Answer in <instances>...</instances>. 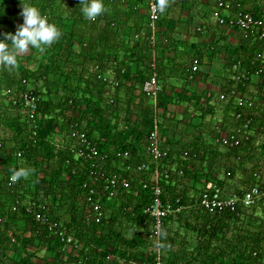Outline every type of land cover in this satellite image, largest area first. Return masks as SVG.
<instances>
[{
  "label": "trees",
  "instance_id": "1",
  "mask_svg": "<svg viewBox=\"0 0 264 264\" xmlns=\"http://www.w3.org/2000/svg\"><path fill=\"white\" fill-rule=\"evenodd\" d=\"M58 1L33 0L62 29L61 39L42 51L33 49L21 55L19 67L12 71L0 67V264L33 263L40 247L63 250L61 239H52L48 227L36 222L27 207L18 203L26 198L36 203V208L45 204L47 208L39 211L51 209L53 220L62 221L72 231L80 243L79 249L73 246L69 255L74 264L81 258L84 264H126L128 257L136 260L138 254L149 252L154 244L149 238L154 219L145 213L153 202V191L144 188L140 179H149L151 173L134 174L133 190L121 189L112 199L102 193L103 186L99 184L101 193L96 201L102 204L103 218L100 223L91 222L95 217L88 215L83 201L91 162L76 153L87 150L85 142L93 141L101 155L109 156L107 167L117 150H130L135 163L146 161L150 170L155 167L150 164L149 132L141 134L137 124L134 126L128 116L123 117L124 108L119 105L116 93L130 78L132 85L142 88L152 74L149 0H105L107 12L95 21L84 17L80 1L68 0L67 11L61 9ZM239 1L232 0L235 8L245 10ZM144 7L147 16L143 21L140 9ZM20 12L21 0H0V37L15 32L23 21ZM158 61L159 78L166 79L167 75L161 76ZM111 77L120 81L119 86L111 85L108 79ZM14 87L24 91L34 88L39 97L35 124L31 125L28 116L6 100L5 90ZM253 110L236 107L234 119L239 112L251 116L253 131L241 146L228 148L233 159L223 163L228 179H236L238 172L245 170L249 180L246 187L236 190L240 195L251 185H264V141L256 142V137L264 134V124L258 122ZM121 118L126 124H122ZM147 123L151 129L152 121ZM131 126L133 133L147 139L145 156H138L134 146L125 141ZM162 128L161 125L162 147L170 151L160 163L162 170L170 171L168 176L163 174L160 182L162 201L173 209L181 208L164 219L160 243L155 241L164 253L165 264H264V199L236 212L209 213L201 206V195L209 188L208 179L212 175L214 184L223 183L216 171L203 168L201 172L197 168L198 163L200 167L206 163L200 147L180 149V155L165 147L167 136ZM82 133L88 141L80 137ZM248 163H252L251 170ZM20 166H31L35 175L10 183L6 176L11 175L12 168ZM125 167L120 162L114 171L129 175ZM188 181H193V187L185 186ZM122 218L134 225L132 238L125 236ZM21 221L25 224L23 228L19 226ZM173 223L185 228V234L173 230ZM17 229L39 238L33 245L34 252ZM189 234L197 240L196 245L188 239ZM11 252L20 256V260L12 257ZM156 256L157 249L153 261Z\"/></svg>",
  "mask_w": 264,
  "mask_h": 264
},
{
  "label": "crops",
  "instance_id": "2",
  "mask_svg": "<svg viewBox=\"0 0 264 264\" xmlns=\"http://www.w3.org/2000/svg\"><path fill=\"white\" fill-rule=\"evenodd\" d=\"M66 2L68 0L58 1L61 9L65 11L68 10ZM239 2L246 11L264 17V0H240ZM215 8L216 0H168L166 13L160 20L157 45L162 69L161 76L167 75L166 79L161 80L163 97L160 119L163 126L162 132L167 136L164 138L165 147L178 153L175 155L181 154L180 149L187 151L196 146L200 147L198 149L201 155L205 156L206 163L200 167V163L197 162V168L199 167L201 172L203 168L206 171H216L215 175L228 192H237L236 190L247 186L245 183L249 179L244 175L245 170L239 171L236 179H228L226 176L227 169L223 163H230L233 158L229 156V149L222 146L219 141L218 129V126L223 123L230 128L235 127L237 121L233 115L237 106H235V98L226 102L221 100V95L235 85L231 70L233 64L242 61L244 67L252 70L250 62L256 52H264V39L249 41L242 37L238 28L219 24L213 17ZM196 55L201 58V67L191 79L188 68L191 66L192 57ZM131 79L116 91L117 99L120 106L130 110L128 112L130 122L135 123L134 126L137 124L141 134L144 131L147 134L150 131L147 121H151L152 117L148 115L151 110V101L144 95L142 88L132 85ZM239 87L245 96L256 100L253 111L259 118L258 122L264 124V74L253 75L245 86ZM138 89L143 93L144 105L138 102ZM144 112L148 119L140 120ZM125 136V141L134 146L138 156L146 155L147 139L144 140L136 132L133 133L132 126ZM263 141L262 133L256 137V142L259 144ZM251 167L252 163H248V169L251 170ZM208 181V186L214 184L212 175ZM193 185V181H188L185 186L190 188ZM134 192L136 194L137 189ZM122 221L124 229H127L129 233V237L127 234L126 237L132 238L135 231L134 225L128 224L125 218H122ZM13 240L15 241V238ZM153 250L155 251L146 252L144 255L138 254L136 260L128 257L126 264H138L144 259L153 261L152 256L154 257L156 249ZM70 254L71 251L58 252L52 251V248L43 249L42 253L33 258V263L70 264L72 262ZM133 254L136 255V253ZM11 255L20 260V256L15 253L11 252ZM33 263L25 261L23 264Z\"/></svg>",
  "mask_w": 264,
  "mask_h": 264
},
{
  "label": "built area",
  "instance_id": "3",
  "mask_svg": "<svg viewBox=\"0 0 264 264\" xmlns=\"http://www.w3.org/2000/svg\"><path fill=\"white\" fill-rule=\"evenodd\" d=\"M166 10L161 12L158 9V0H149V21L148 28L150 32V44L152 47V74L145 80L142 90L151 101V129L148 134V151L151 156L150 164L154 165V169L150 170V165L146 161L135 163L133 161V154L130 150H117L115 152L112 163L106 166L109 156L107 154L101 155L96 144L92 141L89 142L86 139L85 133H82L80 137L85 142L87 150L81 149L76 153L77 157L87 158L91 162L90 179L85 184L86 194L83 198L86 205V212L90 217H95L91 220L100 223L103 218L102 204L96 201V197L101 193L100 185L102 187V193L108 196L109 199L115 198L121 189L133 190L132 179L136 173L143 175V173H151L150 178L145 180L141 177V184L144 188H150L153 191V202L145 209V213L152 216L154 219V234L156 240L160 243L161 236L164 230V219L174 213L180 211L179 209H173L171 204L165 205L162 201V186L160 185L163 174L170 175L169 170H162L160 163L164 158H167L170 151L163 149L162 135H161V99L162 84L159 78L158 69V53L157 45L159 42L160 32V20L165 15ZM213 17L221 25H229L236 27L240 30L242 37L246 40H262L264 39V17H257L252 12L235 8L232 0H216V8L213 11ZM252 70H248L244 67L242 61H237L233 64L232 78L235 85L221 95L222 101H228L235 98L236 105L241 110H252L256 107V100L251 97H247L239 90L240 85H246L253 75L262 76L264 74V52H256L255 57L250 62ZM201 67V58L199 56H193L191 60V66L188 68L189 77L191 79L199 72ZM107 79V78H105ZM112 86H119L120 81L114 77L108 78ZM24 82H26L24 80ZM5 97L8 102L18 106L23 114L27 115L30 124H35V119L38 115L39 109V97L35 94L34 88L27 90H21L18 87L9 88L5 90ZM236 120L238 124L230 128L227 125L220 124L219 140L224 147L237 148L245 141H248L252 135V117L245 116L242 112L236 113ZM34 119V120H33ZM35 134V132H34ZM75 149V148H74ZM73 149V150H74ZM188 152H185V156ZM21 157V152H19ZM124 164L129 172V175H122L115 170L118 163ZM182 172V171H181ZM6 179L10 182V175L6 176ZM136 179V178H135ZM11 183V182H10ZM264 199V185L256 183L251 185L249 189L242 193L228 192L224 184H212L201 195V206L205 208L211 214L223 213L225 211L236 212L238 208H251L258 202ZM18 203L27 207L29 213H32L34 219L39 224L47 226L51 234L57 238H60L63 242V250L65 252L71 251L74 246L79 249L80 243L75 239L74 234L62 221L53 220L52 213L47 209L45 213L39 211L40 209L47 208L46 205L40 204L36 208V203L25 200H18ZM36 209H35V208ZM17 207H15L16 209ZM51 214V215H50ZM73 243V245H71ZM84 260L79 259L76 264H84ZM138 264H165L162 259V249L157 248V257L154 261L143 260Z\"/></svg>",
  "mask_w": 264,
  "mask_h": 264
},
{
  "label": "clouds",
  "instance_id": "4",
  "mask_svg": "<svg viewBox=\"0 0 264 264\" xmlns=\"http://www.w3.org/2000/svg\"><path fill=\"white\" fill-rule=\"evenodd\" d=\"M80 5L82 14L89 21H95L107 12L105 0H80ZM167 6L168 0H158L159 11H165ZM20 15L23 21L15 32L0 37V67L8 71L19 67L21 55L33 49L42 51L51 47L63 35L62 29L50 20L48 14L42 13L33 0H21ZM34 175L35 169L31 166L14 167L11 170L10 182L16 183L22 178L29 179ZM49 210L53 214L52 210ZM51 237L57 238L52 234Z\"/></svg>",
  "mask_w": 264,
  "mask_h": 264
},
{
  "label": "rangeland",
  "instance_id": "5",
  "mask_svg": "<svg viewBox=\"0 0 264 264\" xmlns=\"http://www.w3.org/2000/svg\"><path fill=\"white\" fill-rule=\"evenodd\" d=\"M78 1H80V0H78ZM79 4H80V2H79ZM81 7V6H80ZM140 12H141V14L140 15H142L143 16V21L145 20V17L147 16V8H141L140 9ZM123 52L124 53H126V50H123ZM26 54H29V52L28 53H26ZM137 92H138V94H137V96H139V99H138V102H140V104L141 105H144V103H143V93L142 92H140V89H138L137 90ZM146 108V107H145ZM130 110H127V109H122V112H123V115H124V117H126L127 115H128V112H129ZM148 115H152V112H151V110L149 111V114ZM130 118V114L128 115V119ZM142 118L143 119H145V120H147L148 118H147V116H146V113L144 112V114H142L141 116H140V120H142ZM122 119V123L124 122V120H123V118H121ZM144 132H146V131H144ZM25 201L27 202V203H29L30 201H31V199L30 198H26L25 199ZM22 226V228L24 227V221H21V222H19V226ZM173 230H179V232H181L182 234H185L184 232H186L185 231V228H183L182 227V229H180L179 228V226H178V223H173ZM17 232H18V229H17ZM124 233H125V236H126V234H127V236L129 237V233H128V230L127 229H124ZM18 234L19 235H21V237H23V239L25 238V239H27L28 240V244L26 245V246H29L30 247V249L31 250H35L36 248L33 246V245H35L36 244V241H38V239H36L35 237H32V235H31V233H25V232H18ZM127 237V238H128ZM52 238V237H51ZM149 238L151 239V240H153V242H154V244H153V247L151 248L150 247V249H149V252L150 251H152V249H154V247H156V244H157V241H156V237H155V234H154V224H153V226H152V230H151V233H150V235H149ZM177 238H179V240H180V237H177ZM53 239V238H52ZM188 239H190L191 241H194L195 242V245H196V243H197V240L195 239V238H193V237H191V235L189 234L188 235ZM155 241H156V244H155ZM155 245V246H154ZM194 245V246H195ZM152 246V245H151ZM43 249L44 250H47L45 247H40V248H38L37 250H36V252H35V254H36V256H38L40 253H42L43 252ZM143 249V248H142ZM155 249H157V247L155 248ZM144 250V249H143ZM194 252H196V251H194ZM164 253H162V259H163V257H164V255H163ZM157 257V256H156Z\"/></svg>",
  "mask_w": 264,
  "mask_h": 264
}]
</instances>
